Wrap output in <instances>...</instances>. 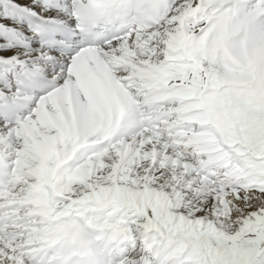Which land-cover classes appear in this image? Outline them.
Instances as JSON below:
<instances>
[{"label": "snow or ice", "instance_id": "snow-or-ice-1", "mask_svg": "<svg viewBox=\"0 0 264 264\" xmlns=\"http://www.w3.org/2000/svg\"><path fill=\"white\" fill-rule=\"evenodd\" d=\"M0 264H264V0H0Z\"/></svg>", "mask_w": 264, "mask_h": 264}]
</instances>
